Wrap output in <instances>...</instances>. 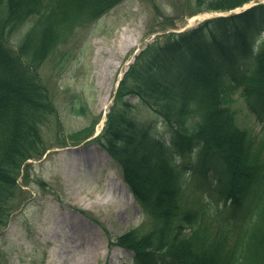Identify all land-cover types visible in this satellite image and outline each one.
I'll return each instance as SVG.
<instances>
[{
    "label": "trees",
    "instance_id": "16d2710c",
    "mask_svg": "<svg viewBox=\"0 0 264 264\" xmlns=\"http://www.w3.org/2000/svg\"><path fill=\"white\" fill-rule=\"evenodd\" d=\"M249 1L208 0L205 9L230 10ZM118 2L0 0V229L12 217L23 165L48 148L42 125L58 116L41 66L75 27ZM263 15L264 3L168 33L148 45L124 75L104 131L95 140L120 163L124 179L148 214L144 227L130 228L115 242L132 249L138 264H264V140L257 143L239 125L230 97L240 88L248 108L264 123V39L257 44L254 31L257 17ZM27 26L17 44L10 41ZM231 59L228 67L220 68V62ZM130 95L162 116L172 134L169 142L152 134V126L133 120ZM194 118L197 123L191 122ZM92 129L70 136L81 141ZM60 143L67 144L65 139ZM195 144L200 153L196 172L210 186L207 174L217 171L216 189L232 197L233 205H240L253 184H262L257 225H243L230 251L228 230L215 231L204 217L197 219L200 209L191 207L186 187L173 180L179 167L174 152Z\"/></svg>",
    "mask_w": 264,
    "mask_h": 264
},
{
    "label": "rangeland",
    "instance_id": "374dc122",
    "mask_svg": "<svg viewBox=\"0 0 264 264\" xmlns=\"http://www.w3.org/2000/svg\"><path fill=\"white\" fill-rule=\"evenodd\" d=\"M207 4L208 0L201 5L199 0H123L98 19L75 27L69 40L48 55L39 71L58 116L42 125L49 150L24 168L25 183L19 179L13 218L0 230V264H135L132 251L109 241L140 226L144 211L107 151L91 142L92 137L75 143L70 135L92 125L95 133L102 128L103 113L113 104L119 79L135 54L170 31L226 14L205 10ZM199 8L203 11L192 16ZM259 26L264 30V23ZM107 97L110 105L105 109ZM232 97L239 123L264 137V127L245 99L235 92ZM130 100L137 104L135 118L154 123L158 135H169L149 106L135 97ZM62 139L68 141L64 146ZM72 154L80 159L73 167L67 163ZM96 193L99 199L94 202ZM217 207L224 208L213 203L212 211ZM226 215L227 211L217 213L215 222Z\"/></svg>",
    "mask_w": 264,
    "mask_h": 264
},
{
    "label": "bare ground",
    "instance_id": "6f19581e",
    "mask_svg": "<svg viewBox=\"0 0 264 264\" xmlns=\"http://www.w3.org/2000/svg\"><path fill=\"white\" fill-rule=\"evenodd\" d=\"M108 98L109 97H107V99H105L106 101H105V109H107V107L109 106V101H108ZM69 161L67 162V163H69V165L70 166H72L73 167V165H76L77 163H78V161L80 160L79 159V155H76V154H72L71 156H68V158H67ZM88 164H90V163H88ZM94 197H95V201L94 202H96L98 199H99V196H97V193H96V195L94 194ZM60 215H62L61 213H59ZM53 215H54V217L56 216V214L55 213H53ZM69 219H70V221H72L73 220V217H69ZM80 225H83L82 223H80ZM89 256V255H88ZM87 256V257H88ZM86 261H88V259H86Z\"/></svg>",
    "mask_w": 264,
    "mask_h": 264
}]
</instances>
